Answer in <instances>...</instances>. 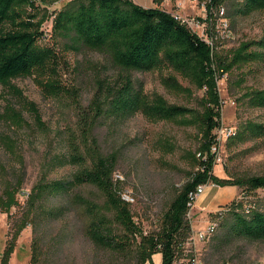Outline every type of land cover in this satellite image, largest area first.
<instances>
[{"label": "rangeland", "instance_id": "1", "mask_svg": "<svg viewBox=\"0 0 264 264\" xmlns=\"http://www.w3.org/2000/svg\"><path fill=\"white\" fill-rule=\"evenodd\" d=\"M71 1L74 0L52 3L37 0L36 4L49 16L42 25L45 35L41 42L64 54L67 67L60 71V78L65 87L77 88V93L49 96L31 77L16 78L12 82L35 104L44 126L37 125L32 114L26 111L22 113L23 123L17 126L0 117V197L7 184L20 183L16 193L18 203L8 211L0 210V257L20 222L27 220L14 241L9 264L10 261L30 264L32 255L37 257V264H137L136 242L126 252L115 253L90 241L85 234L87 216L69 194L59 193L34 209L28 208L27 194L36 184L70 178L77 166L68 157L70 142L83 144L76 108L87 107L99 70L102 76L115 74L104 53L89 49L65 50L64 40L51 33L54 13ZM130 1L176 16L203 38L208 39L210 35L214 53L233 49L240 41L264 36V9L231 17V0L223 1L219 10L208 5V0ZM169 72L167 68H159L131 74L142 84L149 99L159 95L168 103L198 110L203 89L179 77L178 89L169 88L162 81ZM237 76L236 69L216 76L221 126H232L239 131L247 121L264 124V108L253 107L242 97L249 86L264 89V64L249 73L241 85L236 82ZM3 91L0 85V114L4 107ZM6 137H10L11 143L5 141ZM91 137L102 153L117 155L112 178L119 186L118 194L128 202L134 221L144 233L156 231L176 189L197 169L188 156L199 145L196 128L175 121L149 119L136 112L122 120L97 119ZM91 137L87 136L88 141ZM217 137V143L212 146L215 157L209 174L224 183L217 185L211 180L190 204L186 218L191 234L178 251L174 264H191V259L195 264H264V240L226 238L220 225V219L233 201L244 208L264 209V189L246 191L232 183L236 178L264 175V134L243 140ZM73 191L98 204L104 200L93 185H81ZM212 221L216 226L210 237L197 239L196 232L203 231ZM159 257L160 253L156 252L144 264H156Z\"/></svg>", "mask_w": 264, "mask_h": 264}, {"label": "trees", "instance_id": "2", "mask_svg": "<svg viewBox=\"0 0 264 264\" xmlns=\"http://www.w3.org/2000/svg\"><path fill=\"white\" fill-rule=\"evenodd\" d=\"M36 1L0 0V85L4 90L0 117L15 126L23 123L24 111L32 114L40 127L44 124L35 104L12 82L13 79L29 76L49 96H74L77 93V88L65 87L61 81L60 71L67 67L64 54L60 49L41 42L45 35L42 25L49 16ZM39 1L52 3L55 0ZM223 1L208 0V5L218 7ZM231 4V17L264 9V0H231ZM51 33L64 40L65 50L79 52L89 49L104 53L115 74L102 76L99 70L93 80L94 91L87 107L76 108L83 144L80 146L75 140L70 142L68 157L77 165L70 178L36 184L27 194L28 208L34 209L51 196L67 193L74 204L83 208L88 219L85 234L95 246L123 253L132 242H136L137 264L149 261L156 252L161 254L160 264H174L178 251L191 234L186 218L189 194L198 185L211 180L217 185L224 183L209 174L215 157L212 146L217 143L215 129L221 123L216 76L236 69V82L241 85L249 73L264 64V36L240 41L233 49L214 53L208 44L170 14L156 8H144L130 0L71 1L54 13ZM159 68L170 71L162 80L169 88L178 89L179 77L195 88L203 89L198 110L168 103L159 95L149 99L142 84L131 74ZM242 97L249 105L264 108V89L249 86ZM136 112L153 120L194 126L200 139L196 152L188 153L197 169L191 172L181 188L176 189L161 215L158 229L146 233L134 221L128 202L120 197L119 186L112 178L117 155L102 153L91 137L97 119L122 120ZM263 134V123L247 121L230 136V140ZM9 138L6 137L5 141L11 143ZM232 183L246 191L264 189V175L236 178ZM86 184L95 186L103 194L101 204L73 191V188ZM19 187L18 181L5 186L0 197V210L8 211L18 203L16 193ZM230 205L226 216L220 219L223 235L226 238L264 240V209L244 208L234 201ZM27 223V220L21 221L15 229L10 243L1 253L0 264H9L14 241ZM36 260L37 257L32 255L30 264H37Z\"/></svg>", "mask_w": 264, "mask_h": 264}, {"label": "built area", "instance_id": "3", "mask_svg": "<svg viewBox=\"0 0 264 264\" xmlns=\"http://www.w3.org/2000/svg\"><path fill=\"white\" fill-rule=\"evenodd\" d=\"M217 9L219 10V6H218ZM220 10H222V9H220ZM173 17L176 20H178L179 22L183 23L176 16H173ZM195 34L201 40H203L206 44H208L210 47L212 46V37L210 35H208L209 37H208V39H206V38H203V37L199 36L197 33H195ZM216 129H217V132H215L216 133V139L218 138L217 136H223L224 138H228V137L234 135L235 132H236L235 131V128H233L232 126H221V123H220V125ZM197 155H199V153H197ZM207 184H208V182L207 183H204V184L198 185L197 188H196V190L194 192H192V193L189 194V198H190L189 206L203 192V190H204V188L206 187ZM215 226H216L215 221L214 222L213 221L212 222H209L207 224L206 228L203 231L196 232L197 239H200V240H202V239H208L210 237V235L214 232ZM191 260H192V263L191 264H195L196 263V261H194L193 259H191Z\"/></svg>", "mask_w": 264, "mask_h": 264}, {"label": "crops", "instance_id": "4", "mask_svg": "<svg viewBox=\"0 0 264 264\" xmlns=\"http://www.w3.org/2000/svg\"><path fill=\"white\" fill-rule=\"evenodd\" d=\"M159 262H161V254H160L158 261H156V264H159ZM10 264H12L11 261H10Z\"/></svg>", "mask_w": 264, "mask_h": 264}]
</instances>
